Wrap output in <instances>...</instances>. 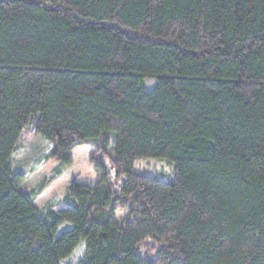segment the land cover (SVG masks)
I'll list each match as a JSON object with an SVG mask.
<instances>
[{
	"label": "trees",
	"instance_id": "obj_1",
	"mask_svg": "<svg viewBox=\"0 0 264 264\" xmlns=\"http://www.w3.org/2000/svg\"><path fill=\"white\" fill-rule=\"evenodd\" d=\"M28 125L65 167L97 145L63 209L13 171ZM82 242L79 264H264V0H0V264Z\"/></svg>",
	"mask_w": 264,
	"mask_h": 264
},
{
	"label": "rangeland",
	"instance_id": "obj_2",
	"mask_svg": "<svg viewBox=\"0 0 264 264\" xmlns=\"http://www.w3.org/2000/svg\"><path fill=\"white\" fill-rule=\"evenodd\" d=\"M144 84L147 88H153L156 79L147 78ZM109 140H111L110 137ZM96 146L94 144L77 146L71 153L73 164L65 167L50 158L49 154L52 148L50 141L36 134L33 125L24 128L12 154L13 171L26 175L27 179L21 188L26 193L35 191L34 203L42 214H45L50 208L60 210L66 207L63 199L73 181L88 185L96 184L97 173L90 162V155ZM103 161L106 162L113 176L114 171L111 169L108 158L104 157ZM135 167L137 170L159 179L172 180L174 177L172 164L164 159L138 158L135 161ZM39 189L40 192L36 193ZM124 214V210H119L118 220H121ZM65 228L66 226L62 225L60 230ZM80 244L76 247L73 255L69 259L62 260L61 264H79L83 257V247Z\"/></svg>",
	"mask_w": 264,
	"mask_h": 264
},
{
	"label": "crops",
	"instance_id": "obj_3",
	"mask_svg": "<svg viewBox=\"0 0 264 264\" xmlns=\"http://www.w3.org/2000/svg\"><path fill=\"white\" fill-rule=\"evenodd\" d=\"M65 226H66V228L65 229H67V228H70L71 227V225L70 224H64ZM68 225V226H67ZM82 247H83V251H82V255H84V252H85V243L84 242H82L81 244H80ZM73 255V254H72ZM71 255V256H72ZM70 256V257H71ZM67 259H69V257L67 258ZM66 260V259H65Z\"/></svg>",
	"mask_w": 264,
	"mask_h": 264
}]
</instances>
